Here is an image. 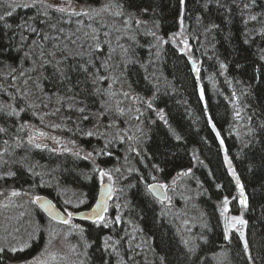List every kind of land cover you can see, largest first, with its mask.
<instances>
[{"label": "trees", "instance_id": "1", "mask_svg": "<svg viewBox=\"0 0 264 264\" xmlns=\"http://www.w3.org/2000/svg\"><path fill=\"white\" fill-rule=\"evenodd\" d=\"M76 1L108 9L75 16L0 0V189L59 208L72 192L74 211L110 171L119 211L109 225L78 220L82 264H264V0ZM119 93L136 106L115 103ZM37 121L90 156L32 146ZM153 181L167 201L149 193ZM240 190L242 235L220 216L225 199L237 212ZM31 215L37 242L0 247V264L37 248L50 219L35 205Z\"/></svg>", "mask_w": 264, "mask_h": 264}, {"label": "rangeland", "instance_id": "2", "mask_svg": "<svg viewBox=\"0 0 264 264\" xmlns=\"http://www.w3.org/2000/svg\"><path fill=\"white\" fill-rule=\"evenodd\" d=\"M2 1L13 8L23 6L24 4H28L29 6L37 4L40 7H45V3H52L56 7L63 6L68 8L66 13H71L73 9L81 13L88 12L90 9H95L97 11L93 13H98V16L101 11L104 12V10L101 9L106 7V3L102 7H94L88 3L84 4L74 0H72V4L66 3V0ZM124 21L126 22V20ZM120 24L122 25L123 23ZM120 24L113 21L109 26L112 30L113 26L114 30H117L121 29ZM168 41L180 45L181 42L184 41V37L182 33H175L174 35H171ZM117 101H124L131 107H133L135 103L137 104L132 96L124 95L122 93L116 95L115 103H117ZM115 136L117 140H121L122 136L120 134H115ZM26 141L34 147L47 148L54 152L90 156L88 151L70 141L64 134H61L60 131H56L52 125L40 124L39 121H37V123L27 124ZM37 145H39V147ZM102 171L107 173V175H102ZM98 178L100 182L108 179L114 191L116 184L114 182L113 174L110 171L108 172L107 170L99 169ZM163 187L167 193L168 186L163 185ZM14 192L17 194L13 195ZM37 195L10 188L0 189V247H6L11 251L12 249L23 250L28 248L29 240L34 237L33 233L37 230L34 227L35 222H33L34 220L31 215V207L34 205V198ZM113 195L114 192L108 201L106 215H104L103 220L100 221L106 225L110 224L109 216L107 215L108 212H113L116 215V211H119L118 202ZM81 202L82 198L74 195L72 192L60 196L61 209L65 213V220H67L68 223H64L65 220L62 222L48 220L47 223L42 224V236L38 242L37 248L30 251L29 255L22 258V260L16 261L14 264H82V261L78 260L79 253L81 252L77 245L79 242H77V232L80 229L81 224L77 219L71 218L68 215L73 211L72 207L78 206ZM27 204L29 206L31 205V207L27 206ZM237 205V212L233 213L230 211L227 203L226 207L228 211L224 212L225 203H223L220 207V216L226 232L234 230L242 235L244 224H238L231 220L232 217H240L244 221L241 205L239 202ZM4 219L7 222H3ZM233 225L235 226L233 227ZM34 240L37 242L38 239Z\"/></svg>", "mask_w": 264, "mask_h": 264}, {"label": "water", "instance_id": "3", "mask_svg": "<svg viewBox=\"0 0 264 264\" xmlns=\"http://www.w3.org/2000/svg\"><path fill=\"white\" fill-rule=\"evenodd\" d=\"M191 67L193 70V75L195 78H198L199 75V69L195 67V63L191 62ZM198 91H199V96L200 99L203 100V90L200 85L198 84ZM212 125V124H211ZM151 186V187H149ZM148 189L151 192V194L162 200L165 198V193L161 185H158L157 183H151L148 185ZM242 190H240L241 193ZM112 194V186L109 183V181H103L98 188L96 199L93 202V204L87 208V209H80L72 213L73 218L80 219V220H88V221H95L97 220L98 216H103L106 208H107V203ZM39 197L40 199L37 201L36 198ZM36 198H34V203L35 205L51 220L57 221V222H62L65 220V214L64 212L59 209L57 206L54 205L53 201L48 198L45 195H38ZM245 201V195H241L239 198V202ZM245 203H241L244 205ZM95 211V215H93V210Z\"/></svg>", "mask_w": 264, "mask_h": 264}, {"label": "snow or ice", "instance_id": "4", "mask_svg": "<svg viewBox=\"0 0 264 264\" xmlns=\"http://www.w3.org/2000/svg\"><path fill=\"white\" fill-rule=\"evenodd\" d=\"M66 3H68V4H72V0H66ZM181 3H183V0H181ZM23 7H29V5L28 4H24L23 5ZM45 7L46 8H54L55 7V10L56 11H58V12H61V13H64V12H67L68 11V8H66V7H63V6H61V7H56L54 4H52V3H45ZM101 10H107V8L106 7H104V8H102ZM89 11H91V12H96L97 10H95V9H90ZM89 13L86 11V12H83V13H81V12H79V11H75V9H73V11L70 13V15H75V16H80V15H88ZM120 13H117V15H119ZM7 15H11V13H7ZM4 19V17L3 16H0V20H3ZM251 19H256V17H251ZM137 23H139V21H137ZM32 31H35V29H31ZM0 131H3V129H0ZM89 134H91V133H89ZM42 135V134H41ZM38 147H39V145H37ZM101 174L102 175H107V173H105V172H101ZM9 175H12L11 173H9ZM149 187H151V186H149ZM17 193H13V195H16ZM241 195H243V192L241 191ZM40 198L39 197H37L36 198V200L38 201ZM224 203H225V208H224V212H227L228 211V209H227V207H226V205H227V203H228V201H227V199H225V201H224ZM241 203L243 204V203H245V201H241ZM95 209L93 210V215H95ZM69 215V217H71L72 216V213H69L68 214ZM101 220H103V217L102 216H98L97 217V223H99ZM231 220L232 221H235L236 223H238V224H244L245 222L240 218V217H232L231 218ZM64 223H68V221L67 220H65L64 221ZM235 225H233V227H234ZM225 238L227 239V235L225 236ZM12 251H16V249H12Z\"/></svg>", "mask_w": 264, "mask_h": 264}, {"label": "bare ground", "instance_id": "5", "mask_svg": "<svg viewBox=\"0 0 264 264\" xmlns=\"http://www.w3.org/2000/svg\"><path fill=\"white\" fill-rule=\"evenodd\" d=\"M74 1H76V0H74ZM152 34H153V32H152ZM198 90V89H197ZM198 95H199V91H198ZM200 97V96H199ZM3 222H7L5 219L3 220Z\"/></svg>", "mask_w": 264, "mask_h": 264}]
</instances>
